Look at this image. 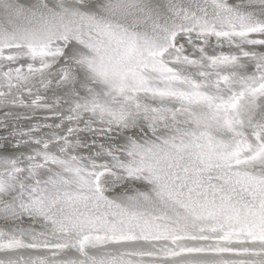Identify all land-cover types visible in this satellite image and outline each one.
I'll return each instance as SVG.
<instances>
[{"label":"snow or ice","instance_id":"1","mask_svg":"<svg viewBox=\"0 0 264 264\" xmlns=\"http://www.w3.org/2000/svg\"><path fill=\"white\" fill-rule=\"evenodd\" d=\"M0 264H264V0H0Z\"/></svg>","mask_w":264,"mask_h":264}]
</instances>
